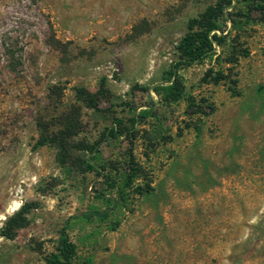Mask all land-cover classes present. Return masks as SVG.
Returning a JSON list of instances; mask_svg holds the SVG:
<instances>
[{
	"label": "rangeland",
	"instance_id": "rangeland-1",
	"mask_svg": "<svg viewBox=\"0 0 264 264\" xmlns=\"http://www.w3.org/2000/svg\"><path fill=\"white\" fill-rule=\"evenodd\" d=\"M216 0H0V264H43L64 223L102 208L106 184L86 169L92 144L111 116L130 124L132 110L155 108L134 142H105L92 160L118 177L130 154L143 168L131 209L118 229L70 219L75 264H264V22L241 31L247 57L206 59L181 70L185 99L163 104L146 88L177 58L190 18ZM230 26V25H229ZM236 32L233 31V34ZM3 39L23 48L18 72L7 67ZM223 53V48H218ZM222 70L220 82L204 80ZM110 98L98 109L75 87ZM202 108L206 113H192ZM80 112H77V111ZM77 112V114H76ZM76 114L68 146H36L37 120ZM62 117V118H59ZM199 127V129H198ZM26 207L24 226L8 238L6 220ZM16 208V209H15Z\"/></svg>",
	"mask_w": 264,
	"mask_h": 264
},
{
	"label": "trees",
	"instance_id": "trees-1",
	"mask_svg": "<svg viewBox=\"0 0 264 264\" xmlns=\"http://www.w3.org/2000/svg\"><path fill=\"white\" fill-rule=\"evenodd\" d=\"M29 1L36 4L40 0ZM254 12L259 13L260 18L258 19L264 22V0H216L205 11L190 18L187 23V31L176 46V60L164 71L162 81L153 87H147L146 90L149 93L155 92L163 104H171L185 99L189 107L197 106L195 97L186 95V84L181 70L206 59H214L221 63V57H224L223 61L235 64L239 57H247L249 50L242 47L240 36L241 31L255 21ZM233 31L236 33L233 34ZM2 45L5 49L8 69L11 72L21 70L20 68L24 64V55L18 40L3 39ZM219 47L223 48L224 54L219 53ZM224 78L225 74L222 70H215L214 67H210L203 79L220 82ZM75 91L77 100L90 108L98 109L102 100L110 98L105 80L101 82L97 92H91L77 86ZM154 109L144 108L138 112L136 109L132 110L133 117L130 124H125L122 118L112 115L111 123L105 126L100 136L92 144L86 146V150L92 154L91 161H85L86 169L97 172L107 187L103 190H96V197L102 200L103 207L90 209L70 219L77 217L88 223L103 222L107 223L111 230H116L122 222L121 214L131 209L133 194L136 192L145 194L153 190L150 184L136 186V180L144 177V174L143 168L136 162L133 154H130L128 167L119 178L113 176L104 163L99 166L92 160L102 154L101 147L105 142L124 137L133 143L140 135L138 125L149 117H155ZM192 113L204 114L206 112L199 108L193 110ZM76 114L63 116L65 128H58L57 130H55V123H53L54 120L57 122V117L51 118L50 121L39 118L37 125L40 134L36 146L53 145L61 149L59 154H63L62 150L68 146L69 139L76 135L78 120ZM26 212L27 208L23 207L10 216L1 229L2 235L8 238L14 237L15 230L25 224ZM70 219L59 230L55 248L45 254L43 264H75L78 251L76 243L70 238L68 232ZM92 262L93 258L90 256L85 258L82 264H92Z\"/></svg>",
	"mask_w": 264,
	"mask_h": 264
},
{
	"label": "bare ground",
	"instance_id": "bare-ground-1",
	"mask_svg": "<svg viewBox=\"0 0 264 264\" xmlns=\"http://www.w3.org/2000/svg\"><path fill=\"white\" fill-rule=\"evenodd\" d=\"M16 209V208H15Z\"/></svg>",
	"mask_w": 264,
	"mask_h": 264
}]
</instances>
